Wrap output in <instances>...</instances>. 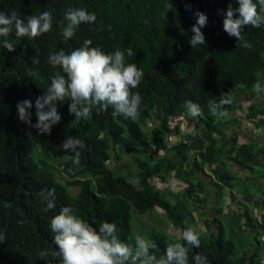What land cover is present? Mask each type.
Masks as SVG:
<instances>
[{
    "label": "trees",
    "instance_id": "obj_1",
    "mask_svg": "<svg viewBox=\"0 0 264 264\" xmlns=\"http://www.w3.org/2000/svg\"><path fill=\"white\" fill-rule=\"evenodd\" d=\"M186 4L191 10H186ZM229 4L238 8L237 0H0V11H15L24 20L44 11L52 14L49 32L36 38H17L13 32L7 39L16 44V51L10 53L0 46V233L7 237L0 243V264H60L59 258L51 255L57 248L50 222L65 206L94 226L114 222L118 238L132 245L131 209L138 215L159 209L179 230L180 238L148 234V239L158 246L157 256L164 254L169 242L184 243L182 233L192 226L200 233L201 246L189 248V264H194L197 253L206 256L209 264L264 263V217L262 232L255 236L258 245L251 242L250 236V245L237 249L233 243L243 237V227L248 229L253 220L254 184L243 186L233 183L235 177L224 179L229 164L263 170L264 150L238 143L233 128L239 124L234 116H213L209 110V103L224 92L232 100L225 110L232 114L235 97L254 92L257 81L264 85V25L247 26L242 35L251 47L237 46V39L223 30ZM69 9H85L95 14L96 21L81 24L73 37L65 39L62 32ZM197 10L208 17L207 25L201 29L206 44L193 48L189 41ZM85 40L105 53L117 49L125 52V63H136L143 71L139 86L132 90L142 97L139 118L133 121L114 117L111 109L100 111L94 106L90 118L76 121L68 112L70 100H65L58 105L61 121L52 127L51 134H39L19 120L16 105L32 100L30 111L35 124V98L44 94L53 75L60 71L48 63L49 53H70L82 47ZM128 48L133 50L132 56L127 55ZM252 97L258 103L251 105L248 120L264 116V97L257 98L255 92ZM188 100L200 106L202 115H188L184 107ZM180 115L190 118L200 132L184 134L169 147L166 138L174 132L167 122ZM152 119L154 123L148 126ZM254 123L264 127V120ZM68 136L85 143V148L78 149V168L63 159L65 152L60 145ZM122 144L133 156L135 183L116 178L108 164L118 159L115 149ZM49 161L62 167L65 185L57 180ZM210 166H215V176H221L217 182H210L217 191L215 224L221 225L215 232L204 218L206 233L202 235L190 211L205 216L192 203L206 205L211 192L200 175ZM260 178L264 180V174ZM171 180L186 186L176 198L167 187L161 190L153 185L154 181L164 185ZM224 187L243 196L235 213H221ZM51 189L55 190L56 208L45 211L47 202L39 193ZM73 189L79 191L75 197L68 192ZM199 195L205 199L200 200ZM172 196L175 203L170 200ZM230 199L237 201L235 197ZM43 250L49 255L42 260L39 253ZM249 251H253L250 260Z\"/></svg>",
    "mask_w": 264,
    "mask_h": 264
},
{
    "label": "clouds",
    "instance_id": "obj_2",
    "mask_svg": "<svg viewBox=\"0 0 264 264\" xmlns=\"http://www.w3.org/2000/svg\"><path fill=\"white\" fill-rule=\"evenodd\" d=\"M238 8L229 4L223 19V30L230 37L237 39V46L250 48L242 35L244 29L251 25L259 28L264 25V0H237ZM186 10H191L186 4ZM238 13V15H237ZM196 23L192 26L193 33L190 44L205 45L206 37L201 31L208 23V17L199 10L194 12ZM66 26L62 35L65 39L73 37L81 24H93L95 14L85 9H69L66 12ZM52 29V14L44 11L39 15H30L21 19L13 11L11 14L0 11V46L8 52L16 51V44L7 37L15 33L17 38H36ZM91 41L85 40L83 46L70 53L63 50L49 53L48 63L59 68L51 78L50 86L43 95L35 98V115L37 122L32 124L33 102L25 99L17 103L18 118L39 134H51L52 127L61 121L58 111L60 102L70 100L68 112L76 121L90 118L95 106L100 111L112 110V115L136 121L142 97L136 89L142 78L143 71L136 63H125V52L117 49L114 53H105L99 47H91ZM128 56L133 55L131 48L126 49ZM35 75V73H33ZM257 98L264 97V85L257 81L253 85ZM232 103L228 93L221 92L218 100L209 103L213 116L228 115L225 107ZM189 116L195 118L202 115L200 106L191 100L184 105ZM192 121V120H191ZM64 150L65 161H71L75 168L80 166L81 153L78 149L85 148V143L77 137L68 136L60 145ZM70 153V154H69ZM40 197L47 202L45 211L55 210V190H42ZM10 207L11 205H6ZM53 242L57 251L52 257L59 258L60 264H189V248H200V233L189 226L182 233L181 242H169L164 254L157 256V244L142 235L135 236L134 245L121 241L116 233L114 222L103 221L93 225L73 213L69 206L62 207L50 222ZM7 239L0 233V243ZM49 255L47 250L39 253L40 259ZM194 264H209L207 257L197 253Z\"/></svg>",
    "mask_w": 264,
    "mask_h": 264
},
{
    "label": "rangeland",
    "instance_id": "obj_3",
    "mask_svg": "<svg viewBox=\"0 0 264 264\" xmlns=\"http://www.w3.org/2000/svg\"><path fill=\"white\" fill-rule=\"evenodd\" d=\"M252 95L254 94V92H250ZM249 93H245V94H241L237 97H235L234 101V105H235V112H233L232 114H228L227 118H230V116H234L236 120H238V124L239 126V132L242 134H247V135H253L257 132V129L255 127V123L258 120H264V116H260L258 119H253V120H248L246 118L248 110L250 109L251 106V102L250 100H246L243 98H250L252 97V95ZM152 122L154 123V120H148V126L152 125ZM192 125L189 127V131L192 132L193 134H199L200 130L198 127H195L194 123L191 121ZM260 132V131H259ZM238 141L239 143H245V140H242L241 137L238 136ZM123 146L120 147H116V153L119 155L118 159L111 160L108 162L109 166L111 167V169H113V174L116 178H123L125 179L127 182L131 183V181L133 183L134 179H133V175L136 173L135 170V166L133 165V156L128 154L125 150L124 144H122ZM263 158V157H262ZM264 159V158H263ZM49 163H51L54 167V173H55V177L57 178L58 181H60V183H62L63 185L66 184L67 178L63 172L62 167L54 162V161H49ZM214 169V166H210L205 167V171L204 174H201L200 177L203 176H208L210 181L212 180V175H210V172H212V170ZM237 167H235V170L233 171L234 174H239L237 171ZM256 178H259L261 175V170H256ZM236 178V176H235ZM242 178V177H241ZM243 178H245V176H243ZM253 178V179H256ZM251 179V178H250ZM236 180V179H235ZM217 182V181H215ZM242 182H236L234 181V184H240ZM247 183V182H246ZM254 186L252 188V200H253V205L251 206L252 209V213L253 216L256 217L257 222H259L260 224L263 223V219L261 217H264V207H263V202L264 199H261V197H259L262 193V188H263V184L262 182H255L253 183ZM153 185L155 188L157 189H161L164 190L166 189V187L169 189V191L174 195V197L176 198V195L178 193H181L183 191L184 188H186V186L183 188V186L179 185L175 180H171L169 183L167 184H160L157 181L153 182ZM210 186V185H209ZM214 190V191H213ZM209 191H211V194L214 196V198H211V201L213 202L215 200L216 197V189L212 186H210ZM69 194L73 197H75L78 194V189H73V190H69L68 191ZM214 192V193H213ZM233 192H236V190H233ZM235 195H238V193H234ZM198 195V194H197ZM230 192L225 190L224 188L221 190V197H222V202L220 204L222 211V214L227 215V211L228 212H236L237 209V202L238 199H241V197L239 196V198L235 197L237 201H230L228 198L230 197ZM172 197H170L171 202L175 203L176 199ZM204 195H199V199H203ZM205 199V198H204ZM214 204V202H213ZM258 206H255V205ZM193 207L196 208V206L198 205L199 207H206V206H201L199 204L194 205L192 203ZM219 207V208H220ZM191 213V217L195 220V223L197 225L198 228H200V231L202 232L201 234L204 235V233H206V229L202 227L203 225V219L205 218L206 220L211 222V226L213 228V230L215 232H217L216 229V224H215V213L212 210V208H209L204 211L205 216L201 217L199 213L195 212V211H190ZM207 214V215H206ZM130 216H131V225H132V235H131V240L135 241V236L136 235H142L145 238L148 239V234L154 232V233H158V234H164L167 237L173 239V240H179L180 238V232L179 230H177L171 223V221L165 216V214L159 210L156 209L153 212L150 213H146L145 215H138L133 209H131L130 211ZM224 222V220H223ZM224 225V223H223ZM259 225V224H258ZM259 231H261V229H255V228H251L249 231H242L240 233V235H242L243 237L241 238H236L233 240V243L235 244V247L238 249L239 246H243L249 244V237L251 239L255 238L254 237V233H259ZM264 238V236H263ZM256 240V239H255ZM253 254V251H249L248 252V260L251 259V256ZM264 264V263H263Z\"/></svg>",
    "mask_w": 264,
    "mask_h": 264
},
{
    "label": "flooded vegetation",
    "instance_id": "obj_4",
    "mask_svg": "<svg viewBox=\"0 0 264 264\" xmlns=\"http://www.w3.org/2000/svg\"><path fill=\"white\" fill-rule=\"evenodd\" d=\"M243 99H246L247 101L248 100H250V101H252L251 102V105L252 104H257L258 103V101L256 100V99H254L253 97H250V98H243ZM251 107V106H250ZM249 111V110H248ZM255 127H256V129H257V131H261L260 129H261V127L259 128V127H257L256 125H255ZM234 129V131H237V141H238V136L239 137H241L242 138V140H245V143H241V144H248V145H254V146H258L259 148H262L263 150H264V138H263V136L260 134V132L259 133H255V134H253V135H247V134H242V133H240L239 132V129L238 128H236V127H234L233 128ZM239 143V142H238ZM262 156V155H261ZM262 160L264 161V159L262 158ZM235 167H237V171H238V173L239 174H234L233 173V171L235 170ZM256 170H261V169H258V167H251V166H248V167H246V169H242V167H239V166H234V165H230L229 164V166H228V171H229V173L227 174V175H224V179H225V181H228L231 177H235L236 176V180H234V181H236V182H239V181H241L242 180V182L240 183V184H242L243 186H247V185H249V184H253V183H255V182H262V184H263V186H264V180L263 179H261L260 177L262 176V174H264V169L263 170H261V175H260V177L259 178H256L255 176H256ZM213 171H215V166H214V169L212 170V172H210V175H212V180L213 181H210V179L207 177V176H203V177H201V179L206 183V186L210 189V186H212V185H210V184H212V183H210V182H213V183H215V181H217L218 179H221V176H215V174L213 173ZM243 176H245V178H243ZM242 177V178H241ZM251 178V179H250ZM253 178H256V179H253ZM233 181V182H234ZM247 182V183H246ZM210 185V186H209ZM212 187H214V186H212ZM215 188V187H214ZM224 189L225 190H227V191H229L230 192V190H229V188H226V187H224ZM214 191V190H213ZM209 192H211V191H209ZM217 192V191H216ZM214 193V192H213ZM234 193H236V192H230V197L228 198L229 200H230V198L231 197H237V198H239V196L241 197V199H238V202H242V195H240V194H238V195H235ZM259 197H261V199H264V195H260ZM211 198H214V196L212 195V194H209V198L207 199V202H206V207H199L198 205L196 206V208L197 209H199L202 213H205L204 211L206 210V208L207 209H209V208H212V210L214 211V213H215V218H217L216 217V210H215V200H216V197H215V200L213 201L214 202V204H213V202L211 201ZM231 201V200H230ZM202 206V205H201ZM240 207H239V205L237 204V209H239ZM223 211V210H222ZM228 212V211H227ZM222 213V212H221ZM207 215V214H206ZM223 215V214H222ZM214 218V219H215ZM262 218V217H261ZM257 218L256 217H254L253 216V220H252V222H251V225H250V227L248 228V229H246L245 227H243V231H249L251 228H255V229H261V231H259V233H256V232H253L254 233V237L255 236H258L261 232H262V225H263V223H259V222H255V220H256ZM259 224V225H258ZM221 225V222H218L217 224H216V229L217 230H219L218 229V227ZM203 227V226H202ZM251 239V238H250ZM256 239V237L255 238H253V239H251V242H253L255 245H258V242H257V239ZM262 240H264V238H263V236H262V238H261Z\"/></svg>",
    "mask_w": 264,
    "mask_h": 264
},
{
    "label": "built area",
    "instance_id": "obj_5",
    "mask_svg": "<svg viewBox=\"0 0 264 264\" xmlns=\"http://www.w3.org/2000/svg\"><path fill=\"white\" fill-rule=\"evenodd\" d=\"M192 125L190 118L185 115L173 117L168 120L167 126L170 131L174 132L167 136L166 142L169 147H172L182 135L188 134L189 127ZM192 133V132H190Z\"/></svg>",
    "mask_w": 264,
    "mask_h": 264
},
{
    "label": "crops",
    "instance_id": "obj_6",
    "mask_svg": "<svg viewBox=\"0 0 264 264\" xmlns=\"http://www.w3.org/2000/svg\"><path fill=\"white\" fill-rule=\"evenodd\" d=\"M261 131H260V134L263 136V138H264V127H261V129H260ZM257 133H259V131H257ZM264 141V140H263ZM261 157H263L264 158V154L261 156Z\"/></svg>",
    "mask_w": 264,
    "mask_h": 264
},
{
    "label": "water",
    "instance_id": "obj_7",
    "mask_svg": "<svg viewBox=\"0 0 264 264\" xmlns=\"http://www.w3.org/2000/svg\"><path fill=\"white\" fill-rule=\"evenodd\" d=\"M154 117H156V115H154Z\"/></svg>",
    "mask_w": 264,
    "mask_h": 264
}]
</instances>
